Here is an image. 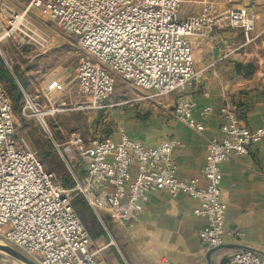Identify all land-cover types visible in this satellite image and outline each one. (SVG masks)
Instances as JSON below:
<instances>
[{"label": "built area", "instance_id": "obj_1", "mask_svg": "<svg viewBox=\"0 0 264 264\" xmlns=\"http://www.w3.org/2000/svg\"><path fill=\"white\" fill-rule=\"evenodd\" d=\"M182 2L28 0L20 12L5 3L0 5L10 12L3 16L7 25L19 24L30 40L35 31L25 17L32 11L75 37L81 54L67 86L81 98L78 109L104 111L115 106L108 100L116 76L145 93L143 99H160L196 83L204 69L194 68L190 40L205 36L214 27L238 29L245 42L252 40L255 19L244 6L215 11L210 0H202L198 13L180 17ZM227 55L224 50L221 57ZM65 88L59 78L53 77L44 86L43 98L51 95L53 99L52 95ZM19 89L24 99L21 114L35 117L72 181L70 188H64L45 168L38 153L17 136L12 102L0 83V240L17 248L31 262L106 264L99 253L108 245H94L72 206L75 197H81L98 220L106 213L127 228L142 213L150 193L163 191L172 199L185 195L197 203L193 214L204 220L196 233L204 247L216 248L226 239L239 236L225 226L220 165L229 156L245 155L254 146L264 152V122L248 129L239 125L229 109H222L219 137L208 142L200 177L180 180L170 159L175 142L160 141L147 147L129 138L120 127L116 140L110 135L84 139L75 134L60 145L53 139L46 119L62 111L59 106L64 107V103L42 107ZM195 107V101L180 97L174 117L200 131ZM208 111L205 108L200 115ZM73 161L82 169L71 165ZM223 264H264V256L240 249L226 256Z\"/></svg>", "mask_w": 264, "mask_h": 264}, {"label": "crops", "instance_id": "obj_2", "mask_svg": "<svg viewBox=\"0 0 264 264\" xmlns=\"http://www.w3.org/2000/svg\"><path fill=\"white\" fill-rule=\"evenodd\" d=\"M230 1L210 0L215 11L244 6L255 19L252 40L245 42L240 30L227 27L192 38L194 68L204 69L202 77L182 92L149 99L148 107L135 111L134 119L126 121L124 116V124L120 123L129 138L144 146L175 142L170 159L180 180L200 177L208 142L219 137L222 109H229L248 129L264 122V0ZM184 4L193 9L188 14L192 15L200 11L202 0H183L181 9ZM224 50L228 55L222 58ZM180 97L195 101L194 116L202 130L194 131L175 119ZM205 108L209 111L200 115ZM118 126L109 134L115 140ZM220 193L225 226L239 236L226 239L216 251L197 239L204 220L193 214L197 203L185 195L172 199L163 191L150 193L142 213L127 228L106 213L99 221L110 228V242L115 240L124 264H223L226 256L240 249L264 256V152L254 146L245 155L229 156L220 165Z\"/></svg>", "mask_w": 264, "mask_h": 264}, {"label": "rangeland", "instance_id": "obj_3", "mask_svg": "<svg viewBox=\"0 0 264 264\" xmlns=\"http://www.w3.org/2000/svg\"><path fill=\"white\" fill-rule=\"evenodd\" d=\"M27 2L28 0L24 1V3L17 0H0V4L5 3L8 8L15 12L22 11ZM181 6L178 9L180 17H186V14L189 16L188 14L193 11L187 4H184L182 9ZM9 14L10 12L6 9L4 10L0 5V61L4 63L11 73L15 71L21 75L25 94L34 98L39 106H55L64 103V107L59 106L62 111L46 119L48 129L57 143L64 145L69 137L75 134L80 135L84 139L107 136L116 124L119 123L120 126L118 128L122 126L121 124H124L122 122L124 116L127 117L126 121L134 119L135 111L148 107L149 99H143L146 95L145 93L135 89L129 83L116 76L114 90L108 103L120 102L123 104L113 106L104 111L78 109L77 105L81 102V98L72 90L70 91V85L67 86V83L73 77V69L81 54L75 37L63 32L55 23L42 19L35 11H32L25 17L30 27L34 28H32V31H35L33 40H30L26 37L28 32L23 31L19 24L12 27L7 25L3 16H8ZM23 32H25V35ZM6 33L8 36H4ZM70 69H72V72H70ZM53 77L59 78L66 88L64 91L52 95L53 99H50L51 95H46L45 99L42 95L44 86ZM27 79H30V82ZM2 85L6 91L5 85ZM8 97L10 98L9 95ZM137 98H142V100L134 101ZM23 106L24 99H22L21 95L15 105L13 104L17 136L23 138L27 145L38 153L45 168L53 172L58 180L60 176H69L65 163L53 149L51 141L46 137L44 130L40 127L35 117H25L21 114ZM26 115H30L29 112H26ZM130 115L131 117H129ZM71 165L82 169V165L79 162L73 161ZM102 228L105 235L103 238L95 240L94 245L97 247L108 245V247L99 253L100 258L106 264H124L121 259L119 261L115 251V248H117L115 240L113 241L112 239L113 242H110V238H112L110 228H108L106 223ZM0 246L22 255L17 248L2 240H0ZM0 264L21 263L0 253Z\"/></svg>", "mask_w": 264, "mask_h": 264}, {"label": "trees", "instance_id": "obj_4", "mask_svg": "<svg viewBox=\"0 0 264 264\" xmlns=\"http://www.w3.org/2000/svg\"><path fill=\"white\" fill-rule=\"evenodd\" d=\"M0 83L4 84L6 91L11 98L12 106L20 99L21 91L19 86L24 90V83L21 82V75L15 71L11 73L2 61H0ZM59 181L64 188H70L72 181L68 175L60 176ZM74 210L82 216L85 223L89 226L90 237L94 240H98L104 237V231L100 221L90 211L86 203L81 197H75L72 201ZM104 215L100 214V218L103 221Z\"/></svg>", "mask_w": 264, "mask_h": 264}, {"label": "water", "instance_id": "obj_5", "mask_svg": "<svg viewBox=\"0 0 264 264\" xmlns=\"http://www.w3.org/2000/svg\"><path fill=\"white\" fill-rule=\"evenodd\" d=\"M70 72H72V69H70ZM80 219H81L82 223L85 225L86 229L89 231V226L85 223L82 216H80ZM221 247L222 246L214 248L213 251H216L217 249H220ZM0 253L6 255L8 257H11L12 259L16 260L17 262H19L21 264H34L29 259H27L25 256L14 253V252L7 250L1 246H0Z\"/></svg>", "mask_w": 264, "mask_h": 264}]
</instances>
